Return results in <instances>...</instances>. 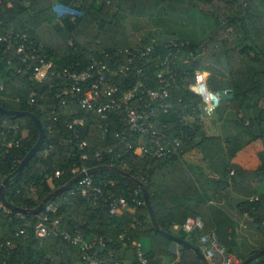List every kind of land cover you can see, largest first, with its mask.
Listing matches in <instances>:
<instances>
[{"label":"trees","instance_id":"trees-1","mask_svg":"<svg viewBox=\"0 0 264 264\" xmlns=\"http://www.w3.org/2000/svg\"><path fill=\"white\" fill-rule=\"evenodd\" d=\"M161 9L203 26L201 41L189 44L193 49L203 44L205 51L191 67L186 68L191 73L190 77L196 70L206 72L210 90L231 91L230 95L221 96L215 112L232 109L239 113L258 107L264 100V0H1L0 25L3 30L26 34L33 47L41 45L42 53L53 60L58 69L78 71L87 67L91 60L110 66L121 65L119 52L133 48L129 46L125 33L126 19L131 16L151 18ZM9 59H15L12 50L0 45V84L4 87L0 91V107L33 113L45 131L41 148L24 167L21 176L10 182L5 192L11 210L34 209L47 195L71 180L73 175L68 172L69 167L75 165L79 168L80 155L85 154L87 159L84 164L88 170L99 166L117 169V172H96L92 174L94 179L113 182L115 186L110 192L122 194L130 202L136 198L141 204H131L128 212L110 216L104 211H95L77 195L71 196L66 191L53 200L58 209L52 219H59V230L62 232L73 234L77 230L85 241H94L96 245L100 241L105 243L98 251L112 255L111 259L118 264H142L132 245L142 238L149 239V249L143 253L145 264H201L192 250L175 245L154 230L148 210L142 203L138 183L145 188L159 229L186 239L194 246L199 247L200 232L187 235L181 230L182 234L178 235L173 232V226L178 225L181 229L189 216L198 217L204 223L210 215H218L220 222H225L224 219L229 222L219 209L209 205L215 194L219 196L221 191L226 190L243 196L241 209L264 238V192L256 196L257 200H251L255 197V190L241 193L245 180L249 184L264 183V110L260 109L257 118L242 127L247 140H241V147L255 140L263 144L259 155L260 166L253 172L231 164L223 150L217 152L216 148H212L216 141L202 134L201 124L184 125L171 110L165 114L158 112L157 126L167 128V137L179 138L181 145L177 154L162 159L135 158L127 154L118 158L115 151H109L111 148H123L126 142L136 144L134 138L121 140L115 137L122 127L121 116L110 117L105 131L99 129L100 124L94 120L92 113L76 106L60 108L58 120H48L43 112L28 106L26 100L31 94L37 98L44 94L46 103H58L54 95L62 87L49 90L47 84L38 85L30 81L27 76L7 68ZM153 70L149 67L147 71L152 74ZM170 97V102L178 98H182L183 102L192 100V95L182 89L172 88ZM85 114L90 116L89 124L83 128L73 127L79 135L78 140L63 144L62 139L73 132L66 127V123ZM0 118L10 119L29 130L26 141L19 149L0 154L1 185L5 178L14 176L18 167V164L12 166L14 157L21 162L37 141L38 132L27 117L0 115ZM139 140L147 142L146 138ZM80 141L86 142L84 152L74 148ZM206 142H210V146ZM49 144L53 145L52 151L43 154V149ZM97 145L103 150L100 161L94 159ZM192 149L199 150L210 162L211 170L218 175L219 182L214 185L216 190L211 195L201 190L197 180L181 162L182 154ZM72 153L74 157L68 158ZM123 162L128 167L125 170H121ZM56 171L63 174L54 178ZM47 175H51L50 180L44 178ZM25 214V220H20L15 212L8 214L0 210V245L13 240L16 246L13 250L0 247V264H85L79 248L62 238H36L33 228L37 215ZM216 227L218 229V223ZM20 229L25 230L24 235L15 238L14 234ZM206 232L203 229L202 233ZM233 236V233L225 238L218 233L215 235L227 255L235 243ZM262 249L264 243L250 255ZM248 264H264V255Z\"/></svg>","mask_w":264,"mask_h":264},{"label":"built area","instance_id":"built-area-1","mask_svg":"<svg viewBox=\"0 0 264 264\" xmlns=\"http://www.w3.org/2000/svg\"><path fill=\"white\" fill-rule=\"evenodd\" d=\"M0 45L7 50H12L15 56L14 60H7V68L13 69L17 74L27 76L30 81L38 85L47 84L49 90H53L56 86L62 87L60 92L54 95V98L59 100L58 103H46L44 94L38 98L31 94L26 100L28 106H34L43 112L48 120L57 121L60 108L76 106L86 113H92L94 120L100 124L99 129L105 131L109 126L110 117L121 116L122 127L116 132L115 137L121 140L134 138L136 144L126 142L123 148H111L109 151H115L118 158L122 154H127L135 158L162 159L171 154H177L181 142L177 137H167L165 135L167 128L164 125L162 128L157 126L158 112L165 114L169 110L174 111L184 125L201 124L205 118L214 116L221 96L230 95L227 91L210 90L207 85L208 74L206 72L196 70L192 77L189 76L191 73L188 68L205 51V47L199 44L193 49L189 42L181 41L173 35L166 36L162 40L152 39L148 43L121 50L119 53L122 56V64L119 66H110L91 60L87 67L78 71L67 68L58 69L54 61L47 59L42 53L41 45L33 47L28 42L26 34L3 30L1 25ZM149 67L154 68L152 74L147 71ZM172 88L187 91L192 95V100L183 102L182 98H178L175 102H170ZM3 90L4 87L0 84V91ZM89 122L90 116L85 114L67 122L66 127L73 131V127L83 128ZM28 134L29 130L22 128L12 120L0 118V154L19 149L26 141ZM78 137L79 135L73 131L67 138L62 139V143L71 144L77 141ZM141 138H146L147 142H141L139 140ZM52 146L49 144L44 148L43 154L51 152ZM85 147L86 142L84 141L74 145V148L80 152H84ZM97 147L94 159L100 161L103 159V150L100 146L97 145ZM74 155L72 153L67 157L72 158ZM79 159L81 166L79 168L75 165L69 167L68 172L73 177L81 172L85 176L71 187L69 190L71 196L77 195L95 211H104L110 216L128 212L132 208L131 204H141V201L136 198H132L130 202L124 195H115L110 192L115 186L114 183L94 179L92 174H87L88 169L84 164L87 155L81 154ZM17 164L19 165V161L14 157L12 166ZM120 166L121 170L128 168L125 162ZM62 174L56 171L54 178ZM50 176L47 175L44 178L50 180ZM134 194L137 196L138 192L135 191ZM34 198L36 199V196ZM251 200H257V197ZM57 209L58 205L51 201L45 204L37 214L33 228L36 238H62L79 248L81 260L85 264H118L117 261L111 259L112 255L98 251L99 247L105 246L102 241L96 245L94 241L83 240L77 230L73 234L60 231L59 219H52ZM0 210L8 214L13 211L16 218L25 220V213L11 210L1 200ZM203 229V221L194 216L187 217L181 225V230L187 235L200 232L198 245L209 264L216 260L220 264H235L234 260L219 245L215 234L213 232L202 233ZM24 233L25 230L20 229L14 237L18 238ZM132 245L141 263L145 264L140 243L136 241ZM0 247L7 250L16 248L13 240L6 241Z\"/></svg>","mask_w":264,"mask_h":264},{"label":"crops","instance_id":"crops-1","mask_svg":"<svg viewBox=\"0 0 264 264\" xmlns=\"http://www.w3.org/2000/svg\"><path fill=\"white\" fill-rule=\"evenodd\" d=\"M183 20L162 9L151 18L128 17L125 21L128 44L134 47L138 44L148 43L152 39H164L166 36L173 35L175 32L173 28L181 25L184 22ZM196 25H198V22L193 29L183 32L180 35L181 39H179L186 42H200L201 37L197 34L198 28H196ZM260 109L264 110V100L259 103L258 107L246 109L239 113L232 109L220 110V112H215L214 116L205 118L200 125L202 134L206 138L216 141L213 142L215 146L211 147L216 148L217 152L223 150L226 160L244 171H256L261 163L259 155L263 151V144L260 140L252 141L244 147L240 146L241 140H247L242 127L257 118ZM206 143L210 146V142ZM181 162L188 168L192 177L197 180L201 190L210 195L214 193L216 190L214 185L219 182L218 175L211 170L210 162L199 150L192 149L185 152L181 156ZM242 183L244 184L241 186L244 188L241 191L242 194L255 190L253 196L256 197L259 193L264 192V183L249 184L247 180ZM213 198L209 205L219 209L229 222L225 219V222H220L219 219L221 218L218 215H210L204 222V229L207 232H213L215 235L218 233L222 238L231 233L234 234L235 243L228 255L234 260L235 264H238L242 258L249 256L259 248L264 243V238L256 229L252 219L242 211L243 196L226 190L221 191L219 196L215 194ZM216 223L219 225L218 229ZM172 229L176 234H182L180 226L175 225ZM175 248L177 249V246ZM211 264H220V262L216 260Z\"/></svg>","mask_w":264,"mask_h":264},{"label":"water","instance_id":"water-1","mask_svg":"<svg viewBox=\"0 0 264 264\" xmlns=\"http://www.w3.org/2000/svg\"><path fill=\"white\" fill-rule=\"evenodd\" d=\"M227 94H231V91H228ZM0 115L6 116L9 118L27 117L32 121V123L34 124V126L36 127L37 132H38L37 141L35 142L34 146L31 148V150L26 154V156L19 163V165L15 171L14 176L13 177L8 176L7 178H5L3 180V182L0 185V200H1V202L6 207L12 208V206L5 199V192L9 188L10 182L16 181L21 176V173H22L24 167L27 165V163L35 156V154L41 148V145H42L44 138H45V131H44V128L42 127L40 121L38 120V118L33 113L25 112V111L5 110L4 108L0 107ZM103 171H116L117 172V169L109 167V166H99L95 169L88 170L87 174H94L96 172H103ZM120 172H121V170H120ZM84 176H85V174L83 172H81V173L77 174L76 176L72 177L71 180H69V182L67 184H65L64 186H62L56 190H54L52 193L47 195L34 209L28 210V211L23 210V209H19L17 211H20L22 213H29L32 215H37L42 210V208L44 207L45 204L53 201L59 194L66 192V191H69L71 189V187L73 185H75L79 181V179L83 178ZM138 186H139L140 192L142 194L144 206L148 210L149 219H150L151 224L154 227V230L159 235L170 239L175 245L183 246V247H186V248L192 250L193 253L195 254V256L200 260L201 264H209V261L205 258L204 254L200 251L198 246H194L193 244H191L186 239H182V238L173 236V235L165 233L159 229V227L156 223L155 217H154L153 209L150 205L147 193L145 191V188L140 183H138ZM261 255H264V249L250 255L244 261H242L240 264H248Z\"/></svg>","mask_w":264,"mask_h":264},{"label":"rangeland","instance_id":"rangeland-1","mask_svg":"<svg viewBox=\"0 0 264 264\" xmlns=\"http://www.w3.org/2000/svg\"><path fill=\"white\" fill-rule=\"evenodd\" d=\"M152 21V20H151ZM184 22L179 25V26H175L173 29H174V36L177 37L178 39L180 38L181 39V34L183 32H188L190 31L191 29L194 28V25L197 24V22H194L192 20H183ZM196 28H198L197 30V34H199V37L203 36L204 34V28L201 24L198 23V25H196ZM65 36V34H63ZM179 39V40H180ZM138 243H140V246H141V251L143 253H145L148 249H149V239L148 238H142L140 239V241H138Z\"/></svg>","mask_w":264,"mask_h":264}]
</instances>
